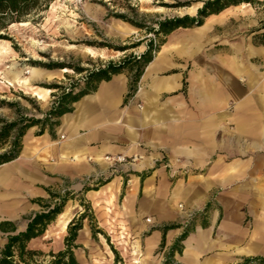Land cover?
Masks as SVG:
<instances>
[{"label":"crops","instance_id":"0c3cea01","mask_svg":"<svg viewBox=\"0 0 264 264\" xmlns=\"http://www.w3.org/2000/svg\"><path fill=\"white\" fill-rule=\"evenodd\" d=\"M226 12L166 36L135 86L127 72L113 75L54 130L26 133L18 157L0 165V250L53 190L68 189L100 228L136 230L134 264L161 263L176 244L175 264L264 260V25H228ZM103 175L105 185L83 189ZM78 208L57 216L62 232ZM88 235L82 224L76 244Z\"/></svg>","mask_w":264,"mask_h":264},{"label":"rangeland","instance_id":"374dc122","mask_svg":"<svg viewBox=\"0 0 264 264\" xmlns=\"http://www.w3.org/2000/svg\"><path fill=\"white\" fill-rule=\"evenodd\" d=\"M205 1L207 0H27L18 13L0 14V129L12 122H18V128H23L30 120L42 122L61 92L72 87L73 92L77 93L83 88L87 71L77 73L72 70L74 67L94 71L108 62L118 63L131 54L139 57L148 46L154 56L166 36L149 33L147 28L157 29V23L165 19L196 16ZM252 1L253 4H249L245 10L229 7L226 13L231 14L232 20L227 24L238 23V20L235 21L237 18H242L244 24L260 20L258 27L253 29H261L264 25V0ZM198 4L200 7L194 9ZM87 49L92 50V54H88ZM53 64L58 67H48ZM132 65L134 62L129 67ZM33 68L38 72L32 81V89L41 92L44 101L33 97L30 90H26L22 84L8 85L7 81L12 79L8 70L23 71L22 77L29 78L30 75L26 76L25 73ZM64 69L70 72L62 73ZM123 72L133 76L129 68ZM56 86L62 90L54 89ZM44 90L51 92L46 94ZM32 128L39 130L38 134L41 128H45L43 132L48 130L45 125L41 127L38 124L25 129L24 136ZM15 129L10 130L9 138L0 140V154L10 150ZM54 129L55 127L52 130ZM24 136L19 140L21 147ZM108 179V175H103L95 180L85 181L83 189H97L105 185ZM53 191L54 194H49L46 201L39 204L40 212L47 202L52 205L58 202V197L66 198L63 210L68 208L70 213H74L79 209L78 206L81 207L82 213L72 221L75 224L81 221V224L88 227L90 244L79 246L74 251L79 264L138 262L140 254L137 250L140 247L135 245L132 248L129 243L136 235L135 229H125L122 235L113 229H102L96 220V213L82 195L73 194L68 189ZM82 215L85 217L81 220ZM61 227L55 219L42 237L29 243L30 249L41 253V256L36 257L35 264H49L53 259L50 254H56L59 246L64 245L68 230L62 232ZM79 239L84 243V234ZM161 248L164 250L163 245ZM162 255L164 259L158 264H175V254L170 258L167 253L163 252Z\"/></svg>","mask_w":264,"mask_h":264},{"label":"trees","instance_id":"16d2710c","mask_svg":"<svg viewBox=\"0 0 264 264\" xmlns=\"http://www.w3.org/2000/svg\"><path fill=\"white\" fill-rule=\"evenodd\" d=\"M26 2L27 0H0V14H5L7 12L18 13ZM240 4H253V1L207 0L203 3L202 7L198 9L196 16L191 17L186 15L183 17L165 19L157 23V29L147 28V30L149 33L168 36L170 33L180 28L187 29L199 27L203 25L204 20L209 16L217 15L229 7L238 6ZM151 52V47L148 46V49L139 57L131 54L124 57L118 63L108 62L102 68L94 71L83 70L75 67L72 68V70L77 73L87 71V76L84 78L83 88H81L77 93L73 92L72 87L68 91L61 92L51 109L46 113L45 119L42 122H40V120H30V123L23 126V128L16 127L18 122H12L8 126H4L0 129V140H4L10 137V130L16 128L14 135L12 136L10 150L0 154V165L7 164L18 157L22 149L21 145H19V140L24 136L25 129L40 124L41 127L45 125L49 131H52V129L58 125V119L64 114L71 112L72 105L78 101L80 97L93 91L100 82L108 81L111 76L120 74L125 69L129 68V70L133 73L132 87L135 86L144 68L153 58ZM132 62H134V65L129 67V64ZM48 67L54 68L58 66L53 64ZM54 89L62 90L59 86L54 87ZM44 129L45 128H41L40 133H43ZM58 198V202L53 205L45 204L41 212L28 218V222L24 230L17 232L13 228L10 231V234L6 237V243L0 250V264H35L36 257L41 256V253L30 249L29 243L32 240L42 237L46 232L47 227L63 211L66 198ZM84 217L85 216L82 215L81 220ZM81 229V221L75 224L73 220L69 223L67 227L68 236L64 239V249L56 254L51 253L50 256L53 259L49 264H79L74 251L79 248L76 244V240L78 232ZM184 237L185 234L181 236L180 240ZM178 245L179 244H176L171 248V252L167 256L168 258L172 257L175 251L180 253L181 250ZM259 264H264V260L261 259Z\"/></svg>","mask_w":264,"mask_h":264},{"label":"bare ground","instance_id":"6f19581e","mask_svg":"<svg viewBox=\"0 0 264 264\" xmlns=\"http://www.w3.org/2000/svg\"><path fill=\"white\" fill-rule=\"evenodd\" d=\"M200 7V4H198V5H196V6H194L193 8L194 9H197V8H199ZM191 8V7H190ZM190 8L188 9V10H190ZM227 11H228V9H226ZM225 11V10H224ZM220 14V13H219ZM212 16H214V15H212ZM209 17H211V16H209ZM210 21V20H209ZM21 25H25L24 23H21ZM205 26V25H204ZM206 28V27H205ZM3 50V49H2ZM1 51V50H0ZM88 54H92V50H90V49H87V51H86ZM3 53V52H2ZM93 56V55H92ZM12 69H13V67H12ZM8 72V74H11V77H12V79L9 81H7L9 84V86H14L15 84H22L23 86H24V88L26 89V90H30V92H31V94H32V96L33 97H36L38 100H41V101H44L45 100V98H44V96L42 95V93L41 92H39V91H35V90H33L32 89V81L34 80V77H35V75L37 74V72H38V70L37 69H35V68H33V69H31L30 71H27L26 73H25V75L27 76V74L28 75H30V77L29 78H27V77H22V72L21 71H15V72H13V70H8L7 71ZM70 71L68 70V69H64L63 71H62V73H69ZM7 74V73H6ZM43 92H45L46 94H49L51 91L50 90H44ZM66 225V224H65ZM62 228V227H61ZM65 229V228H64Z\"/></svg>","mask_w":264,"mask_h":264},{"label":"built area","instance_id":"2783aa9c","mask_svg":"<svg viewBox=\"0 0 264 264\" xmlns=\"http://www.w3.org/2000/svg\"><path fill=\"white\" fill-rule=\"evenodd\" d=\"M108 159H109V158H107V160H108ZM139 159H140V158H139ZM135 160H136V158L133 157V158L131 159V162H134ZM115 162L124 164V163H126V159H125V158H118L117 160H115ZM179 207H181V206H179Z\"/></svg>","mask_w":264,"mask_h":264},{"label":"water","instance_id":"95a60500","mask_svg":"<svg viewBox=\"0 0 264 264\" xmlns=\"http://www.w3.org/2000/svg\"><path fill=\"white\" fill-rule=\"evenodd\" d=\"M201 7H202V5H201ZM201 7H200V8H201ZM200 8H199V9H200Z\"/></svg>","mask_w":264,"mask_h":264}]
</instances>
